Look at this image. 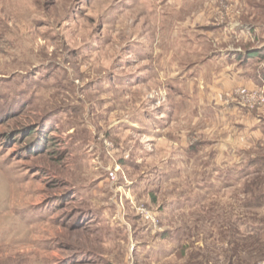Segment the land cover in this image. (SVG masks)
<instances>
[{"label":"rangeland","instance_id":"1","mask_svg":"<svg viewBox=\"0 0 264 264\" xmlns=\"http://www.w3.org/2000/svg\"><path fill=\"white\" fill-rule=\"evenodd\" d=\"M248 49L264 0H0V264H264Z\"/></svg>","mask_w":264,"mask_h":264},{"label":"crops","instance_id":"2","mask_svg":"<svg viewBox=\"0 0 264 264\" xmlns=\"http://www.w3.org/2000/svg\"><path fill=\"white\" fill-rule=\"evenodd\" d=\"M235 51L236 53L233 56L234 62L229 60V63H223L224 67L219 75L216 73L211 77L207 72L203 75L205 80H209L207 78L211 77L210 79H213L216 87L220 85L219 91L221 89V94H216L217 97H221L223 91L229 90L231 87L238 90L241 86L255 85L259 80L261 81V87H264V64L261 63L263 69L259 70L261 65L255 67V65L250 64L251 62L241 63L246 59L249 61L251 57H254L255 52L251 49L246 51ZM222 52L225 54L224 51H221V53ZM237 98L235 97V99ZM222 108L225 109L224 107ZM229 113L234 119L237 132L239 131L240 134L245 133L247 143L251 140L257 144L264 140V124H261L264 122V107L250 112V110L244 109L242 105L232 103V105L229 106Z\"/></svg>","mask_w":264,"mask_h":264},{"label":"built area","instance_id":"3","mask_svg":"<svg viewBox=\"0 0 264 264\" xmlns=\"http://www.w3.org/2000/svg\"><path fill=\"white\" fill-rule=\"evenodd\" d=\"M263 88L259 89H249L248 92L239 93L238 99L242 101L241 103L246 104L248 108H254L257 105H262L264 103V94H262Z\"/></svg>","mask_w":264,"mask_h":264},{"label":"trees","instance_id":"4","mask_svg":"<svg viewBox=\"0 0 264 264\" xmlns=\"http://www.w3.org/2000/svg\"><path fill=\"white\" fill-rule=\"evenodd\" d=\"M257 50H260V49H255L254 52H258ZM263 81H264V73H263Z\"/></svg>","mask_w":264,"mask_h":264}]
</instances>
